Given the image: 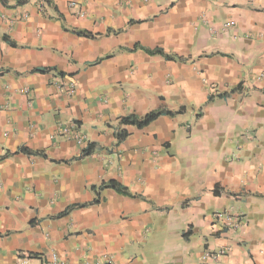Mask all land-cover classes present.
Returning a JSON list of instances; mask_svg holds the SVG:
<instances>
[{"label":"crops","instance_id":"1","mask_svg":"<svg viewBox=\"0 0 264 264\" xmlns=\"http://www.w3.org/2000/svg\"><path fill=\"white\" fill-rule=\"evenodd\" d=\"M53 255L264 264V0H0V264Z\"/></svg>","mask_w":264,"mask_h":264},{"label":"trees","instance_id":"2","mask_svg":"<svg viewBox=\"0 0 264 264\" xmlns=\"http://www.w3.org/2000/svg\"><path fill=\"white\" fill-rule=\"evenodd\" d=\"M78 34L79 35H86L85 33H81V32H79ZM137 50H142L146 54H148L149 56L162 57L165 60H173L174 59V57H170L169 55H166L165 52L159 48L147 49V48H144V47L136 44L131 49H129V51H131V52L137 51ZM33 72L44 73L45 70L44 69L43 70H34ZM180 113H181V111H177L176 113H172L168 110H156V111L149 112L143 116L128 115L126 117L119 119L118 124H119V126H123V127L131 126V127H134L136 129L140 130V129L147 127L149 124H151L153 121L157 120L161 116H173L174 114H180ZM127 136H128V134L125 130H120V131L116 132L115 133L116 142L121 143L122 141H124L127 138ZM94 149H95L94 145H91V144L88 145L85 149L82 150L80 158L92 155L94 152ZM17 153L26 154L29 156H31V155H33V156L39 155L40 156L41 155V153L31 152L26 148H20ZM91 189L93 191L94 190L98 191V193L96 194V198L94 199V201L91 204H98L100 202L99 192H101L102 190H106V189L112 190L120 196L131 198V194L129 193L128 189L125 188L124 186H122L121 184L117 183L116 181H113V180H110L107 182H102L96 189L94 187H92ZM86 206H88V205L87 204H81V205H74L72 207H69L63 213L58 215L57 218L66 215L68 212H70L73 209L85 208Z\"/></svg>","mask_w":264,"mask_h":264},{"label":"built area","instance_id":"3","mask_svg":"<svg viewBox=\"0 0 264 264\" xmlns=\"http://www.w3.org/2000/svg\"><path fill=\"white\" fill-rule=\"evenodd\" d=\"M71 129H72V127L68 128V129H65V130H64V133L70 132ZM73 130H74V128L72 129V133H73ZM73 135L75 136L74 138L76 139V141H77L78 143H79V142L81 143L82 139H80V137H78L79 135L74 134V133H73ZM20 264H27V263H26V261H23V262L20 263ZM45 264H64V263L60 262V261L56 258V256L53 255V256L51 257V259H49Z\"/></svg>","mask_w":264,"mask_h":264}]
</instances>
